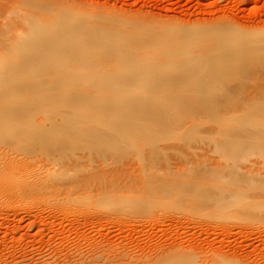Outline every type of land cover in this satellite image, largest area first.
<instances>
[{
	"label": "rangeland",
	"instance_id": "rangeland-1",
	"mask_svg": "<svg viewBox=\"0 0 264 264\" xmlns=\"http://www.w3.org/2000/svg\"><path fill=\"white\" fill-rule=\"evenodd\" d=\"M50 1L0 0V60L49 11L115 15L111 25L133 35L167 24L179 37L175 28L225 18L249 33L264 24V0ZM179 40L177 58L123 45L132 58L65 63L67 73L49 64L58 71L39 82L55 91L27 110L35 93L10 87L35 77L0 68V104L23 110L19 121L0 116V264H102L117 252L153 264H264V53L235 75L200 73ZM77 125L84 139L66 137Z\"/></svg>",
	"mask_w": 264,
	"mask_h": 264
},
{
	"label": "bare ground",
	"instance_id": "bare-ground-1",
	"mask_svg": "<svg viewBox=\"0 0 264 264\" xmlns=\"http://www.w3.org/2000/svg\"><path fill=\"white\" fill-rule=\"evenodd\" d=\"M59 2L61 0H54L46 5L56 6ZM65 14L69 17L51 11L43 14L41 20L31 24L29 34L19 36L10 50L3 54L7 57L0 60L1 69L7 67L5 65H12V70L23 73L25 76L35 77L36 82L30 79L25 84H16L10 87L13 91L26 90L35 93L34 101H28L24 110L35 104L49 101L52 92L55 91V86H46L43 82H39L40 78L45 76L44 74L47 73L44 78H48L53 76L54 70L58 71L49 64L57 61L62 62L59 72L67 73L65 63L88 64L94 60L110 59L113 56H119L123 60L132 58L129 53L116 48L117 46L124 45L128 50L132 47L138 50V47L148 44L149 47H157L158 57L177 58L181 53L180 37L182 38L183 58L197 65V69L194 71L213 73L214 75L223 72L232 73L231 75L238 74L244 65L253 61L259 63V51L264 53V24L253 26L250 33L243 32V23L233 18H225L217 24H198L189 33L180 32L174 26L181 34L179 37L169 36L167 24H162L158 26L157 34L150 36L145 34V30L141 34L133 35L131 31H128L129 28H122L118 24L112 26L111 23H114L111 22L114 21L112 18H117L115 15L94 20L96 15L91 16L92 14L85 15L84 18L77 17L73 12L69 14L66 11ZM67 19L75 24L72 29L65 27ZM134 24L144 26L138 22ZM225 32H227L226 35H224ZM107 33L108 35H106ZM29 62L36 63L33 70H30L32 67L27 66ZM38 94L43 97V101L40 98L36 101ZM137 99L141 103L147 104L144 98ZM75 100V98H68L66 95L61 98L62 103H70ZM125 102L137 105L135 104L136 98L126 99ZM75 103V109L80 116L79 123H83L89 108L82 106L80 101ZM20 107L21 104L2 101L0 116L9 114L13 120L19 121L22 118L21 116L19 118V113L23 111ZM85 127L86 125L73 126L67 132L66 137H72L78 133L84 139V131H88L85 130ZM70 143L75 144V141L72 140ZM82 145L91 147L93 144L84 142ZM125 253L112 254L107 258L109 260L106 259L102 264H153V262L146 263L144 256L133 254L127 257ZM158 258L160 255L156 257V259Z\"/></svg>",
	"mask_w": 264,
	"mask_h": 264
}]
</instances>
